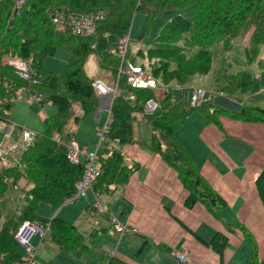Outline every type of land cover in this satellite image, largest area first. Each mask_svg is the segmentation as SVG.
I'll use <instances>...</instances> for the list:
<instances>
[{"label":"trees","instance_id":"1","mask_svg":"<svg viewBox=\"0 0 264 264\" xmlns=\"http://www.w3.org/2000/svg\"><path fill=\"white\" fill-rule=\"evenodd\" d=\"M15 2L0 0V119L9 122L11 111L22 93L39 107L51 106L53 111L43 118L45 129L35 132L32 143L25 146L15 164H2L11 154L0 156V201L10 186L20 187L22 178L30 183L29 188H20L22 207L16 208L0 225V264H17L20 260L21 249L14 234L24 221L36 223L42 233L33 237L38 236L40 243L46 236L57 251L72 252L88 247L79 227L54 213L79 198L69 202L76 192L75 183L83 174L85 158L79 164L71 163L66 156V144L75 140V131L69 125L78 126L100 107L102 96L96 92L93 82L101 79L89 76L85 70L92 54L97 56L98 66L108 70L113 83L119 68L128 65L141 67L155 81L154 88L133 87L128 75L120 74L115 94L108 95L111 102L107 110L111 119L103 139L97 142V149H101L98 154L96 151L100 174L93 182L92 191L97 195L111 194L128 182L140 163L129 157L122 147L136 145L174 171L186 192L183 203L187 208L199 206L211 214V224L217 228L214 236L208 242L198 238L220 257V264H224L229 232L249 240L254 248L251 264H260L253 233L245 224L234 226L218 217L216 210L228 202L204 175V168H196L185 147L176 139L175 130L193 111H199L218 129L221 124L217 112L242 122L264 123V105L243 102L239 98V95L260 92L263 89L261 81L247 71H239L223 74L225 83L219 85V76H216L214 89L205 90L200 103L197 101L194 106L186 105L182 98H174L171 85L183 86L191 76L207 74L215 57L212 47L221 44L223 49H230L236 38L242 39L247 59L253 61L264 43V0H24L18 5ZM137 11L145 14L138 40L150 31L156 18L163 14L172 16L148 48L138 49L132 55L128 32ZM72 12L98 16L94 32L72 33L68 21V14ZM55 17L58 23H54ZM110 35L119 40L116 49L106 53ZM125 36L128 43L121 63L118 46ZM60 46L70 53L62 73L45 64L46 58L53 56ZM16 58L30 62L36 83L17 76L9 63ZM138 58L146 63H138ZM103 81L107 86L111 85ZM159 87L162 89L160 96L157 94ZM219 93L237 101L236 109L216 105L214 97ZM149 99L157 102L152 113L146 111ZM76 104L81 110L79 114ZM138 121L144 122L151 131L150 143H144L137 136ZM100 126L101 122L97 131ZM206 167L213 168L210 164ZM263 179L264 169L256 179L258 198L264 208ZM112 229L120 241L124 234L120 236L113 226ZM147 242L145 240L134 254L139 255ZM106 264L127 263L113 255ZM138 264L147 263L141 260Z\"/></svg>","mask_w":264,"mask_h":264},{"label":"crops","instance_id":"2","mask_svg":"<svg viewBox=\"0 0 264 264\" xmlns=\"http://www.w3.org/2000/svg\"><path fill=\"white\" fill-rule=\"evenodd\" d=\"M109 102L110 97L103 95L99 110L94 114V120L91 119L92 123L94 121L93 127L85 131L87 135L84 136L83 131L78 136L75 131V141L86 152L96 149L94 129L105 118L103 113L108 109ZM44 108L48 110L47 115L53 111L49 106ZM195 118L198 124L194 133L188 131L189 127L185 130L180 127L175 136L191 156L196 168H204V175L228 202L227 205L218 207V217L233 225H238V220L247 225L257 241L260 264H264V208L256 189V179L264 169L261 161L264 155V123L242 122L221 116V131L199 115ZM187 120L189 119L184 122H188ZM7 123H11L10 119ZM180 132L182 136L179 135ZM237 140L241 143H237ZM124 152L138 160L140 166L126 184L120 185L111 193L117 192L118 197L105 198L110 194L97 195L89 191L72 206L64 204L54 213L76 224L84 234L88 247L72 252L57 251L46 236L40 243L38 236H34L32 244L37 250L36 264H49L48 261L42 262L38 256L41 254L42 257H47L45 249L59 257L56 264H106L113 255L125 260L127 264H138L141 260L147 264H176L172 250L187 253L191 258L190 264H220V257L202 241H210L215 233L209 239L210 235L202 226L197 228L198 218L195 213L206 218V212L199 206L189 209L184 205L186 192L180 186L174 171L136 145L126 146ZM83 158L84 156L81 157ZM206 164L213 168H207ZM262 186L264 189V179ZM96 200L101 201L108 209L106 213L97 214L93 211ZM114 209L120 213V219ZM110 215H115L120 223L134 227L137 231L126 236L124 234L117 241ZM208 219L211 223L209 217ZM238 239L240 242V238ZM145 240L148 242L144 249L139 255H135V251ZM234 255L230 252L227 257L232 259ZM227 257L225 254L224 264L231 261Z\"/></svg>","mask_w":264,"mask_h":264},{"label":"rangeland","instance_id":"3","mask_svg":"<svg viewBox=\"0 0 264 264\" xmlns=\"http://www.w3.org/2000/svg\"><path fill=\"white\" fill-rule=\"evenodd\" d=\"M18 4H21V0H16L15 5H18ZM15 5H14V8H15ZM171 16H172L171 14H168V15L163 14L162 16L156 18L152 24L150 31L146 33L144 37H142L141 40H138L137 37L140 35L144 22H145V14L143 12L137 11L133 16L131 26L128 32L129 47H130L131 54L135 55L138 49L144 50L148 48L150 46L151 40L159 33L160 29L171 18ZM118 40L119 39L117 37L110 35L108 37V47L105 52L107 53L109 51H114L116 49ZM212 50L215 54V57H214V61H213L210 71L207 74H195L191 76L188 82L183 86L172 83L171 87H172L174 98H177V99L182 98L185 104L190 106L189 99H190V93L192 89L203 88L206 91H211L212 89H214V85L216 84L215 82L216 76H219V80L217 84L220 85L222 83H225V78L223 74L225 73L234 74L239 71H247L251 73L253 76H256L260 79L263 89L257 93H248L247 95H241V96L239 95V98H241L243 102H254V104L263 106L264 105V43L261 44L258 56L253 61H248L246 47L242 39L240 38H236L233 40V46L230 49H223L221 44H216L212 47ZM69 57H70V53L66 51L64 47L60 46L53 56L47 57L46 66L54 70H57L59 73H62L65 70ZM137 62L146 63V61L140 58L137 59ZM85 70L89 76L101 79V81L104 84L105 82L103 80H106V82L108 84H111L110 86L113 87L114 79L109 74L106 68H100L98 66V58L95 54H92L89 56L85 64ZM161 93H162V89L159 87L157 89V94L161 95ZM110 94H115V93L111 92ZM214 103L218 106H221L227 109H236V107L238 106L237 101H235L232 98L227 97L226 95L222 93H219L218 97H214ZM50 108L52 109L51 106ZM75 109L78 114L81 113V110L78 104L75 105ZM47 112H48L47 109L39 107L35 103V101H32V99L26 96L25 93H22L17 98L16 103L9 117L11 123L8 124L7 121L0 119V138L1 139H2V136L6 133L9 125H13L12 126L13 128L11 130V137H10V140H8V142L14 146L13 151L11 155L9 156L10 158L5 161H2V164H15L17 162L22 150L25 148V145L22 141V129H28L36 133L42 132L45 129L43 118L47 116L48 114ZM216 114H217V119H219L221 116H226L225 114H220V112H217ZM103 115L105 118L101 119V123H103L106 119L107 109L103 113ZM197 115H199L202 119H205L204 116L199 111H193L185 119L182 120L179 128L183 127L185 130L187 127H189L188 131H191L194 133L196 130V126L198 124L195 118ZM86 117L84 118L85 120L82 122V124L78 126H74L73 124L69 125L70 128H73L74 131H77L76 134L78 136H81L83 131H84L83 135L84 136L87 135L85 131H88L89 129L93 127L94 121L92 123L91 119L94 120V114H90L89 116H86ZM228 117L231 118L230 116ZM186 119H189L187 120L188 122H184V120ZM136 124H137L136 125L137 136L141 138L145 143H150L151 142V131L147 128L146 124L142 121H138L136 122ZM19 126H23V127H19ZM178 129L175 130V135ZM221 131L223 130L221 129ZM96 132H97V127H95L94 129V144L96 145L95 146L96 149H93L92 152L97 151V154H98L100 153L101 149L100 147L97 149L98 139H97ZM179 135L182 136L181 132L179 133ZM237 143H241V142L237 140ZM126 146L127 145H124L122 148L124 149ZM117 147L119 148L118 145ZM228 147L232 149L231 146H228ZM261 161L264 163V155ZM128 163L131 164V162H128ZM19 183H20V187H17L16 189L13 186H10L5 197L0 201V225L2 224L4 220L9 218L15 212L16 208L22 207V204L24 203L20 188L27 189L30 187V183L27 182L25 178H22L19 181ZM13 192H14L15 197H13ZM88 192L89 191H87V193ZM107 197L116 198L118 197V193L116 192L114 194L106 195L105 198ZM10 205H13V207H11ZM71 206H65V208H72ZM40 207L42 206L40 205L39 208ZM66 210L68 211L70 209H66ZM115 212L117 216L120 215V213L118 214L117 210H115ZM195 217L198 218L197 228L198 226L199 227L202 226L207 231V234L210 235L209 236V239H210L217 230V228H215L209 222L208 217L210 218V220H212L211 214L209 212H206V218H202L201 216H199L198 213H195ZM237 223L241 224L239 220ZM222 229L225 232H228L225 227H223ZM229 234H230V238L228 239V242H227L226 257L228 256L230 252H233L235 254L232 259L227 257L228 260L231 259L229 264H251V258L254 253V248L249 243V240L245 238H240V242H239V239H238L239 237L237 233L229 232ZM126 235L127 234H125L124 236ZM138 236L140 237L141 235H138ZM241 242L242 244H240ZM45 251L47 253V257H42L41 254L38 255L40 256V259L42 260V262L48 261L49 264H56L59 257L56 255H53L51 251L48 249H45ZM170 257L172 256L170 255ZM35 260H37L36 254H35ZM174 261H175L174 263L176 264H182L176 259H174Z\"/></svg>","mask_w":264,"mask_h":264},{"label":"built area","instance_id":"4","mask_svg":"<svg viewBox=\"0 0 264 264\" xmlns=\"http://www.w3.org/2000/svg\"><path fill=\"white\" fill-rule=\"evenodd\" d=\"M24 0H21V3ZM19 6H16L18 9ZM95 18L90 14H83L78 12H72L68 14V21H70V29L74 34H91L95 30ZM54 23H58V18L55 17L53 19ZM128 43V37L125 36L122 38L120 45L118 46V54L121 57V63L124 60V54ZM9 63L14 67V70L17 76L23 80L29 81L31 83H36V80L32 77V68L30 66V62L24 59H13L9 60ZM127 74L128 80L133 87H155V81L152 79L151 75L143 70L139 66L128 65L125 67H120L118 70L117 77L115 79L113 87L107 86L101 80L96 79L93 82V86L96 89L98 94L104 95L108 93H115L119 76L120 74ZM205 95V90L203 89H194L190 94V103L194 105L197 101H199ZM157 102L154 99H149L146 102V111L148 113H152L156 110ZM111 119L110 113L106 116V119L103 123H101L100 129L97 131L98 142L101 141L104 137V134L108 130L109 122ZM13 125H9L6 133L2 136L0 141V156L10 155L13 151L14 146L11 145L8 140L11 137V130ZM35 132L23 129L22 131V141L25 146H29L32 141ZM57 142H60V139H56ZM66 156L69 161L73 164H79L81 161V156L85 158L84 171L81 175V178L75 183V195L69 200L72 201L80 196H84L87 191H92L93 182L97 176L100 174L99 164L97 163L96 152L88 153L84 149H82L75 140H71L68 144H66ZM95 211L97 214H104L107 212L106 207L101 203V201L96 200V204L94 205ZM110 221L114 230L121 236L127 233L136 232L137 229L133 227H129L126 224L120 223L118 219L114 215H110ZM41 234L42 229L34 222L24 221L20 224L18 229L14 234V239L18 243V246L21 249L20 260L17 264H36L35 254L36 248L32 244L31 239L35 234ZM172 254L174 257L181 263L190 264L191 258L185 252L179 250H173Z\"/></svg>","mask_w":264,"mask_h":264},{"label":"clouds","instance_id":"5","mask_svg":"<svg viewBox=\"0 0 264 264\" xmlns=\"http://www.w3.org/2000/svg\"><path fill=\"white\" fill-rule=\"evenodd\" d=\"M19 9V8H18ZM107 209V208H106ZM108 210V209H107Z\"/></svg>","mask_w":264,"mask_h":264},{"label":"bare ground","instance_id":"6","mask_svg":"<svg viewBox=\"0 0 264 264\" xmlns=\"http://www.w3.org/2000/svg\"><path fill=\"white\" fill-rule=\"evenodd\" d=\"M103 13V12H102ZM97 25V24H96Z\"/></svg>","mask_w":264,"mask_h":264}]
</instances>
